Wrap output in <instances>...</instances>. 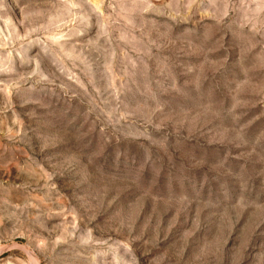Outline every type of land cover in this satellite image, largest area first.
Wrapping results in <instances>:
<instances>
[{"label": "rangeland", "instance_id": "rangeland-1", "mask_svg": "<svg viewBox=\"0 0 264 264\" xmlns=\"http://www.w3.org/2000/svg\"><path fill=\"white\" fill-rule=\"evenodd\" d=\"M0 264H264V0H0Z\"/></svg>", "mask_w": 264, "mask_h": 264}]
</instances>
